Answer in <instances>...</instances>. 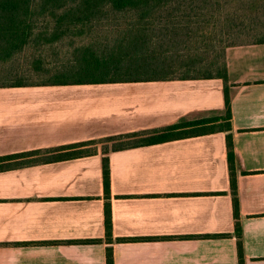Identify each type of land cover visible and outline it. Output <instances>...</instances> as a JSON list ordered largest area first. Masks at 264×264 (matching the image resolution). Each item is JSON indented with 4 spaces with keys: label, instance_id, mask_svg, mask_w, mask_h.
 <instances>
[{
    "label": "crops",
    "instance_id": "obj_1",
    "mask_svg": "<svg viewBox=\"0 0 264 264\" xmlns=\"http://www.w3.org/2000/svg\"><path fill=\"white\" fill-rule=\"evenodd\" d=\"M225 59L245 264H264V42L229 46ZM223 110L220 78L0 87V156ZM94 145V154L0 170V264H105ZM107 155L114 264H238L224 132ZM85 239L101 240L65 242Z\"/></svg>",
    "mask_w": 264,
    "mask_h": 264
},
{
    "label": "trees",
    "instance_id": "obj_2",
    "mask_svg": "<svg viewBox=\"0 0 264 264\" xmlns=\"http://www.w3.org/2000/svg\"><path fill=\"white\" fill-rule=\"evenodd\" d=\"M244 36L256 39L245 42ZM251 42H264V0H0V72L7 76L10 71L29 76L41 72L45 76L0 82V87L220 78L222 114L110 136L104 141H114L109 148L118 150L224 132L237 259L238 264H245L225 51ZM63 43L68 45V56L55 65ZM12 61H17L18 67ZM100 141L0 156V170L94 154L96 147L89 145ZM109 148L102 146L104 241L108 244L105 264H114ZM41 152L39 160L24 159Z\"/></svg>",
    "mask_w": 264,
    "mask_h": 264
},
{
    "label": "rangeland",
    "instance_id": "obj_3",
    "mask_svg": "<svg viewBox=\"0 0 264 264\" xmlns=\"http://www.w3.org/2000/svg\"><path fill=\"white\" fill-rule=\"evenodd\" d=\"M255 37H247L244 36L242 37V40H244L245 42H249V41H255ZM68 45L66 43H63L62 46H59V51L60 53L58 54L59 60L56 59L55 61V65H60L62 58L67 57L68 53L66 52V50L68 49L67 47ZM52 59V58H50ZM13 63L16 64V67H18V63L17 61H12ZM20 73V75H18ZM43 73L41 72H35V74H33V72H31V75L29 76V74H26L25 72H14V71H10V75L7 76L5 75L3 72H0V82H10V81H19V80H32L34 79L36 76H38V78H44L45 76H41ZM82 74V73H80ZM79 75V74H78ZM105 139V138H104ZM104 139H100L101 141L98 143H101L103 147H108L112 146L115 144L114 141H104ZM108 143V144H107ZM91 147H96L95 145H92Z\"/></svg>",
    "mask_w": 264,
    "mask_h": 264
}]
</instances>
